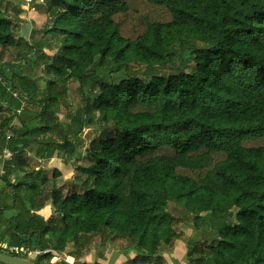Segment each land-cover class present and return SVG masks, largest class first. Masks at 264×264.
Returning a JSON list of instances; mask_svg holds the SVG:
<instances>
[{"label":"trees","instance_id":"trees-1","mask_svg":"<svg viewBox=\"0 0 264 264\" xmlns=\"http://www.w3.org/2000/svg\"><path fill=\"white\" fill-rule=\"evenodd\" d=\"M1 2L19 15L21 3ZM151 2L171 19L128 39L114 20L124 0H45L56 76L36 85L49 56L29 43L33 58L0 65V242L39 251L40 264L69 244L74 262L55 264H82L96 235L113 237L132 263L164 264L188 235L185 264H264V145H243L264 139V0ZM13 27L0 6V58L19 46ZM70 82L80 104L61 120ZM89 124L93 161L76 168L79 185L63 196L40 163L71 158ZM53 209L61 226L47 216Z\"/></svg>","mask_w":264,"mask_h":264},{"label":"rangeland","instance_id":"rangeland-1","mask_svg":"<svg viewBox=\"0 0 264 264\" xmlns=\"http://www.w3.org/2000/svg\"><path fill=\"white\" fill-rule=\"evenodd\" d=\"M18 4L21 3L19 15L15 14L14 9L4 2H1L0 6L6 10L10 16L13 17L14 27L13 30L18 38L19 46L10 48L4 51V55L0 58V65L5 70H13L20 63L22 58H33L32 52H28L24 49V43H29L33 48L42 49L43 52L49 56L48 62L39 73L35 75L34 80L36 85L43 89L47 86V83L56 76V72L51 68L53 61L59 64L57 44L51 38V34L46 30L50 28L52 22L50 14H48L43 6L45 0H16ZM128 5V10L125 13L117 14L114 16V20L118 25V29L121 35L128 39H134L138 35L142 34L146 28V24L151 21L165 22L171 19L170 13L163 6H159L151 2V0H124ZM36 53V52H35ZM179 55V54H178ZM180 58H187V52L183 55H179ZM179 58V57H176ZM56 60V61H55ZM6 70V71H7ZM120 75L113 76L115 80L120 79ZM77 82H70L68 85V96L61 101V107L59 111V118L63 120L64 115L77 107L80 104V95L77 92ZM86 93L88 90V84H85ZM87 102L90 104L93 101V96L89 93L86 95ZM96 125L89 124L83 130L81 134L83 146L80 147L76 153L69 159H62L60 157L51 158L49 160L42 161L30 159L29 165L35 166L40 163V166L44 170L45 179L48 182L55 185L59 189L63 196H67L73 189V183L79 185L77 179L82 178L80 173L76 170L78 166H87L92 163V156L90 153L91 145L98 141L95 134ZM246 147H258L264 145V139H249L243 142ZM171 149H161L155 152L153 155H170ZM8 155H6L7 157ZM178 172L184 175H191L189 171L179 169ZM78 192L81 189L76 188ZM50 204V202H49ZM170 210L176 221L174 227L177 231L186 232L185 225H183V214H179V208L170 204ZM181 212V211H180ZM47 216H52L50 222L53 225L61 226V219L55 211L52 210ZM187 224L190 222H188ZM185 223V221H184ZM186 235V234H185ZM188 235L186 237V240ZM106 242L105 245H103ZM85 256L80 259L82 264H134L132 259L134 258L133 252L127 246L125 240L118 238L101 237L96 235L91 244L85 250ZM72 255L71 245L65 246L62 251L52 252L50 262L55 264L61 260L73 263L74 259ZM32 260H36L37 256L30 257ZM155 258L149 260V264L155 262Z\"/></svg>","mask_w":264,"mask_h":264},{"label":"crops","instance_id":"crops-1","mask_svg":"<svg viewBox=\"0 0 264 264\" xmlns=\"http://www.w3.org/2000/svg\"><path fill=\"white\" fill-rule=\"evenodd\" d=\"M186 237L187 235L181 239L175 240L170 250L166 253H163V257L166 260V263L164 264H185L187 255L189 254L193 245L192 240L189 237L186 240Z\"/></svg>","mask_w":264,"mask_h":264},{"label":"built area","instance_id":"built-area-1","mask_svg":"<svg viewBox=\"0 0 264 264\" xmlns=\"http://www.w3.org/2000/svg\"><path fill=\"white\" fill-rule=\"evenodd\" d=\"M30 1V0H27ZM0 252L10 254L17 257L27 258L32 260L30 257L37 256L39 251H31L23 247H18L15 245L8 244L7 242H0ZM47 252V251H45ZM2 264V263H0Z\"/></svg>","mask_w":264,"mask_h":264},{"label":"water","instance_id":"water-1","mask_svg":"<svg viewBox=\"0 0 264 264\" xmlns=\"http://www.w3.org/2000/svg\"><path fill=\"white\" fill-rule=\"evenodd\" d=\"M17 4L14 0H6ZM0 263L2 264H40L36 260H30L27 258L17 257L10 254L0 252Z\"/></svg>","mask_w":264,"mask_h":264}]
</instances>
